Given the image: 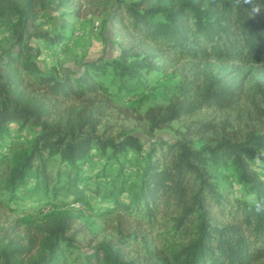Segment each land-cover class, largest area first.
<instances>
[{
    "label": "trees",
    "instance_id": "1",
    "mask_svg": "<svg viewBox=\"0 0 264 264\" xmlns=\"http://www.w3.org/2000/svg\"><path fill=\"white\" fill-rule=\"evenodd\" d=\"M45 1L0 0V22L11 23L15 35V51L0 61V141L11 123L38 128L28 148L10 159L0 157V205L18 192L35 190L52 200L82 202L90 187L85 164L95 156L116 162L130 149L144 153L139 180L125 201L119 197L127 184L123 169L111 183L105 196L112 205L105 214L115 220L113 234L90 249L84 264H255L264 258V173L251 167L260 157L251 146L264 141V88L251 112L235 119L190 118L238 104L239 88L216 78L193 100L181 94L142 114L122 110L126 118L143 122L149 134L186 121L176 138L152 140L144 149L131 135L112 139L99 133L113 95L95 80L108 69L119 79L135 80L167 58L264 68V0H177L169 7L152 5L153 0H116L107 20L118 58L61 78L40 72L34 62L38 51L27 41L34 34L26 31L36 29V13ZM87 1L99 9L113 0ZM79 11L78 6L74 14ZM36 37L63 42L44 33ZM54 158L60 166L53 172ZM210 166L230 169L245 197L227 199ZM99 188L95 184L93 193ZM72 224V217L50 212L25 241L14 226L0 228V264H67Z\"/></svg>",
    "mask_w": 264,
    "mask_h": 264
},
{
    "label": "rangeland",
    "instance_id": "2",
    "mask_svg": "<svg viewBox=\"0 0 264 264\" xmlns=\"http://www.w3.org/2000/svg\"><path fill=\"white\" fill-rule=\"evenodd\" d=\"M119 1L129 3L136 0ZM45 2L36 13V29L26 31L27 34H34L27 41L33 50L38 51L34 62L42 74L57 78L82 74L91 65L100 66L118 58L117 38L107 20L116 0L105 3L99 9L90 7L87 0L66 6H57L51 3L52 0ZM176 2L177 0H153L151 4L169 7ZM78 6L79 15L74 14ZM43 33L49 38L60 36L63 42L58 45L36 37ZM13 51L15 35L12 24L8 21L0 22V61L6 53ZM157 66L148 76L135 80L119 79L110 69L105 75L95 79L113 95V107L103 114L98 129L100 134L112 139L131 135L146 149L152 140L168 141L176 138L186 121H173L167 127L153 130L149 134L143 122L126 118L122 110L142 114L149 107L167 105L173 96L181 94L193 100L208 79L216 78L222 85L239 88L241 97L238 104L223 112L204 110L190 118L202 120L215 116L216 119H235L251 112L253 105L258 103V89L264 88V68L261 66L240 68L213 62L195 65L171 58L164 59ZM37 131L38 128L34 125L20 127L11 123L0 141V157L10 159L21 149L28 148ZM251 149L260 155L252 162L251 167L262 176L264 169L260 166L264 164V141L252 145ZM143 163L144 153H136L130 149L121 154L116 162L95 156L84 166L90 187L84 191L83 203L71 202V198L57 197L52 200L36 190L24 195L18 192L17 198L0 205V228L3 230L14 226V232L25 241L34 234V227L39 224L42 215L54 212L72 217L73 224L69 232L72 236V248L66 253L67 264H84V256L90 249L99 242L110 239L113 234L115 220L105 214L112 205V199L105 196L108 188L123 169L122 178L127 179V184L119 197L121 201H125L124 197H129L139 180ZM59 166L57 158L49 162L53 172ZM208 171L227 199L245 197L230 169L210 166ZM32 184L33 180L29 182L28 188ZM95 184L100 187L98 194L93 193ZM255 264H264V258Z\"/></svg>",
    "mask_w": 264,
    "mask_h": 264
}]
</instances>
